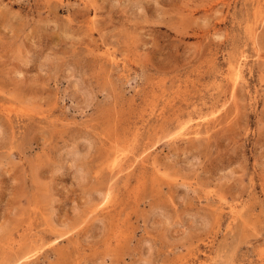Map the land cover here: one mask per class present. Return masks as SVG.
<instances>
[{
    "label": "rangeland",
    "instance_id": "1",
    "mask_svg": "<svg viewBox=\"0 0 264 264\" xmlns=\"http://www.w3.org/2000/svg\"><path fill=\"white\" fill-rule=\"evenodd\" d=\"M0 264H264V0H0Z\"/></svg>",
    "mask_w": 264,
    "mask_h": 264
},
{
    "label": "bare ground",
    "instance_id": "2",
    "mask_svg": "<svg viewBox=\"0 0 264 264\" xmlns=\"http://www.w3.org/2000/svg\"><path fill=\"white\" fill-rule=\"evenodd\" d=\"M73 152H74L75 155L79 154V150H74ZM75 158H76V156H75Z\"/></svg>",
    "mask_w": 264,
    "mask_h": 264
}]
</instances>
